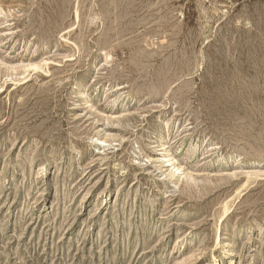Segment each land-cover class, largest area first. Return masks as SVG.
<instances>
[{"label":"rangeland","instance_id":"374dc122","mask_svg":"<svg viewBox=\"0 0 264 264\" xmlns=\"http://www.w3.org/2000/svg\"><path fill=\"white\" fill-rule=\"evenodd\" d=\"M228 257L264 264V0H0V264Z\"/></svg>","mask_w":264,"mask_h":264},{"label":"bare ground","instance_id":"6f19581e","mask_svg":"<svg viewBox=\"0 0 264 264\" xmlns=\"http://www.w3.org/2000/svg\"><path fill=\"white\" fill-rule=\"evenodd\" d=\"M228 255V254H227ZM234 262V261H233ZM225 264H233L230 257L227 258V262Z\"/></svg>","mask_w":264,"mask_h":264}]
</instances>
